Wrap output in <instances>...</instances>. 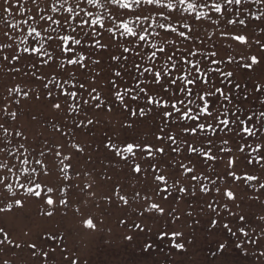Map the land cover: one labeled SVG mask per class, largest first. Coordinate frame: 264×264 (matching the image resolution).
Segmentation results:
<instances>
[{
    "label": "rangeland",
    "instance_id": "rangeland-1",
    "mask_svg": "<svg viewBox=\"0 0 264 264\" xmlns=\"http://www.w3.org/2000/svg\"><path fill=\"white\" fill-rule=\"evenodd\" d=\"M171 2L177 8L163 13L157 10L159 4L154 8L148 3L127 10L138 11L139 18L125 14V10L118 12L117 17L124 18L125 35L117 32L112 36L110 30L101 28L106 33L101 37L100 32L92 29L98 39L95 48L87 50L90 59L84 69L67 65L70 53L66 46L81 23L76 19L77 13L88 19L90 5L77 7L80 0H67L59 6L56 0H0V55L33 56L23 57L16 65L21 68L20 75L8 69L16 64L15 60L0 59V97L8 95V88H15V97L22 102L12 104L9 95L4 107L18 112L17 130H24L28 137L26 154L47 151V147L55 145L62 155L72 158L76 172L68 167L66 174L73 185H79L65 197L69 198V205H57L59 208L51 218L40 215L39 208L44 206L36 201H29L22 211L0 216V227L8 234L7 240L0 234V264H264V192L254 199L248 185L256 182L232 179L228 171L231 167L236 176L257 175L264 181V166L247 163L248 158L255 161L264 153V0H187L197 5L193 11H184L186 4L179 5L178 0ZM110 6L97 11L96 17L109 16ZM73 8L71 16L59 25L60 19ZM48 17L53 19L45 25ZM96 22L94 18L92 23ZM116 23H120L119 19ZM135 24L145 30L140 33L141 37L147 36L143 46L139 38L133 41L127 35ZM171 29V35H166ZM34 30L37 37L32 34ZM57 34L64 37L62 63L68 69L59 73L55 81L59 88L51 90L52 97H47L50 89L32 74L47 77L55 71V64L33 68L36 54L23 52L26 46L40 47L43 36L51 39ZM40 39V43L32 44ZM76 43L73 42L72 49H77ZM157 46L167 51L163 55L157 53L155 60L149 62L146 54H152L150 47ZM52 47L53 55L61 57L59 40ZM121 54L127 59H112ZM93 57L100 60L99 65L91 63ZM77 58L83 60L84 56L78 51ZM135 64L149 68L162 65L169 75L184 76L179 83L185 86L180 93L188 105L185 115L190 112L195 116L199 109L201 126L206 125L204 130H198V134L187 131L186 126L193 123L191 117L181 120L178 114L166 123L160 108L154 107L148 116L134 115L133 110L146 106L143 94L138 100L126 96V102L121 103L113 95L115 88L123 93L124 83L143 87L147 82L136 74ZM117 69L124 75L116 77ZM69 73L71 78L65 81L63 78L69 77ZM78 81L84 86V91L78 92L79 104L59 96L60 88L64 95L68 91L74 95ZM164 84L171 88L168 80ZM147 87L151 94L161 93L165 99L178 102L176 94L169 97L156 83H148ZM93 89L101 96L103 108L93 106ZM193 90L196 95L189 98ZM52 98L59 99V109L53 107ZM69 106L82 107L75 113L69 111ZM4 118L12 122L6 114ZM89 120L94 123L89 125ZM81 122L83 127H77ZM130 122L134 127H123ZM161 129L163 141L156 138ZM169 132L177 139L171 140ZM109 141L117 147L113 148ZM124 141L144 144V151L136 149L135 156L115 153L126 147ZM209 142V155L221 147L225 153L231 150V154H218L216 162H201L197 152L207 149ZM190 146L195 151L190 152ZM257 146L259 149L254 151ZM150 147L153 152L147 155ZM80 148L84 151L77 153ZM160 148L164 149L162 154L155 151ZM127 155V160L121 158ZM233 160L234 165L230 163ZM181 163L192 167L193 173L181 169ZM137 165L140 174L134 171ZM58 171L53 164L52 175L45 179L60 184ZM23 175L20 173L21 179ZM157 175L164 176L166 183L157 180ZM192 175L197 179L193 180ZM13 184L15 188V178ZM89 184L92 188L88 190ZM205 185L209 188L207 193L202 191ZM29 186L25 184V189ZM165 187L168 192L158 191ZM216 188L218 193L213 190ZM25 189H16L19 196H29ZM228 189L235 193V200L229 199ZM106 198L111 200L110 204ZM154 205L160 207L154 210ZM214 219L220 223H214ZM86 220L90 224L94 221L95 228H87ZM226 222L228 229L224 227ZM174 242L184 247H175ZM222 245L227 247L220 252Z\"/></svg>",
    "mask_w": 264,
    "mask_h": 264
},
{
    "label": "snow or ice",
    "instance_id": "snow-or-ice-1",
    "mask_svg": "<svg viewBox=\"0 0 264 264\" xmlns=\"http://www.w3.org/2000/svg\"><path fill=\"white\" fill-rule=\"evenodd\" d=\"M61 3H67V0H56L57 6H59ZM88 4L91 6L92 11L88 19H84L83 15L80 13H77L76 19L80 21V25L78 29H74L72 32L71 37L69 38V42L67 44V49L70 53L69 57L67 58V65H74L77 67H82L84 69L88 68L89 63V55L87 50L88 49H94L95 43L97 41V37L92 34V29H94L97 32H100V36L103 37L106 33L101 32V28L108 29L111 31V35L115 36L116 33H120L121 35H125V28L122 27L124 24V18L123 17H117V13L121 12V10H125V14L127 15H134L139 18L141 15L138 11L128 12V9L132 8H139L141 4L148 3L152 5L155 8V5H160L158 11L163 13L164 11L168 9L175 10L177 8V5L172 3L171 0L169 2L165 3L164 0H128V3L125 4L124 0H80V3L77 5V7L82 6L83 4ZM179 5H185L184 11H193L196 9L197 5L195 3H187V0H178ZM108 12L109 16H104V14H100V17H96V12L99 11L101 8L109 6ZM214 7V6H213ZM75 11V8L71 9L66 16L62 17L60 21L58 22L59 25H63L65 21L71 16L72 12ZM96 19L97 22L95 24L92 23L93 19ZM52 17H48L45 19V25H47L49 20H52ZM119 19L120 23L117 24L116 20ZM91 26V28H89ZM133 30L131 32H128L127 35L132 38L134 41L135 39L139 38L141 40V46H143L144 40L147 39V36L141 37L140 33L145 31L143 26H138L135 24L134 26H130ZM86 29H89L87 32ZM67 31V29H65ZM78 33V34H77ZM172 29L168 32H166V35H171ZM35 37L36 31L34 30L33 33ZM41 37V36H39ZM83 37V39H81ZM43 39L44 43L41 44L40 41ZM39 41L33 40L32 44L39 42L40 47H25L23 53H34L36 54V63L32 64L31 67L37 68L40 65H43L44 67H52L53 63L55 64V71H53L49 76H44L43 74H37L33 73V77L35 80L40 81L44 84L46 89H50L46 92L47 97H52V91L55 88H59V86L56 84V79L59 77V73L68 69L65 65V63H62V57L64 56L63 52V41L64 37L59 36H52L51 39H49L47 36H43ZM57 40H59V44L61 46V57H56L53 55V45L57 43ZM76 41V45L78 46L77 49H72L71 45L73 42ZM102 42V41H101ZM104 47H107L105 45ZM150 52L152 54L148 55L146 54V57L149 62H152L156 58V54L159 53L160 55H163L167 49L166 48H159L158 46L153 49L150 47ZM80 52L81 55L84 56L83 60H79L77 58V52ZM128 52H132V49H128ZM85 53L87 55H85ZM139 55V52L136 53ZM72 56H75L76 59H72ZM171 56V54H170ZM23 57L32 58L33 56L31 54L29 55H23ZM22 56H17L15 53L12 55H0V59L7 62L10 59L15 60L16 64H11L9 66V71L12 72L14 75H20L21 74V68L17 67L16 65L20 63ZM38 57H45L44 60H40ZM127 59V56L121 54V55H113L112 59L114 60H120V59ZM91 63L94 65H99L100 60L98 58H91ZM195 67V66H193ZM133 68L135 69L136 74L138 76H143L145 80L147 81L143 87H140L139 85H136V87H130L127 83H124L123 86V93L121 92L120 88H115L113 91V95L119 99L121 103H125V97L127 96L129 99L138 100L143 94L146 106L138 107L137 109L133 110V114H142V116H148L151 113V110L155 108H160L164 111V119L166 123H169V118H174L175 115H179L180 119H187L191 117V120L193 121L192 124H189L186 126V130L191 132L192 134H198V130H204L205 126H201V115L199 114V109H196L197 115L192 116L190 112L185 115L188 105L187 102L183 99V96L180 95L182 90L185 89V86L182 83H179V81H183L185 79L184 76L180 77H174L169 75L168 72H165L162 65H154V67L149 68L147 66L141 67L140 64L133 65ZM25 75H28L29 73L25 72ZM96 75H99V73H96ZM124 75V72L120 69H117L115 71V76L120 77ZM69 78H71V75L69 73V77L63 78L65 81H67ZM138 78V77H137ZM190 78V77H189ZM164 80L169 81V85L164 84ZM135 82V80L133 81ZM113 83V81H112ZM148 83H156L160 85L162 88L163 93H167L169 97H171L173 94H176L178 96V102H172L170 99H165L164 96L161 93H155L151 94L148 90L147 84ZM49 84L52 85V88H49ZM192 85H187V88H192ZM138 89V90H137ZM15 88H8L7 93L8 95H5L4 97H0V216H3L8 213L13 212H19L25 209L29 201H36L40 205H43V208H39L40 215L42 217L51 218L56 213L57 205L59 206H68L70 203L69 198L65 199V197H68L69 193L71 192L73 187L79 188V185H73L72 179L66 174L67 168L70 167L72 171L75 173L76 168L73 164L72 158L66 157L62 155L60 151L56 150L55 145L52 147H47V151L40 150L36 153H27L26 143L28 137L25 135L24 130H17L16 127V121L19 118L18 112H12L4 107V105L7 104L9 95L12 96V104L14 105H20L22 102L20 100H17L15 97ZM84 91V86L81 81L77 82V91H75V94H72V91H68L66 95L63 94L64 90L63 88H60V94L59 96L66 97L68 100L69 98L76 104H79L80 97H78V92ZM27 95V93H25ZM159 97L158 99H154L153 96ZM196 92L193 90L190 93L191 96H195ZM36 99H39L37 96ZM91 99L93 101V106H99L100 108H103L105 105L101 103V96L96 94V90H92ZM211 99V98H209ZM53 100V107L55 109H59L61 107L59 103V99H51ZM84 103H87V100L84 101ZM179 105V106H178ZM126 106V105H125ZM80 107L78 106L76 108H72L69 106V111L79 113ZM212 105L209 104V112L211 110ZM127 108V106H126ZM5 114L11 118V123L8 119H5ZM207 115V113H205ZM33 119H36L34 116ZM89 125L94 123V121L89 120L87 121ZM223 124V121L220 122ZM250 123V122H249ZM55 127V125H53ZM77 127L81 128L83 127V122L77 125ZM123 127L125 128H132L134 127L133 123H127L124 124ZM12 129L10 132L9 129ZM60 131V129H58ZM162 133V134H161ZM169 138L171 140H176L177 137H173L171 135V132L168 133ZM218 136V135H217ZM17 137L23 138L22 140H18ZM158 140L163 141L164 140V130L161 129L157 133ZM111 146L113 148H116L117 145L111 141H109ZM126 145L121 151H117L115 153H124L128 152L130 156L136 155V149H140L141 151H144L143 145L136 143V142H129L124 141L122 142ZM225 143V141H222V144ZM171 146V145H170ZM209 147L207 149H203L200 152H197V155L200 157L201 162H203L205 159L208 161H217L218 154L222 156L223 154H231V150H228L227 153L224 152V149L221 147L218 149V152H213L211 155H209V152H211V143L209 142ZM30 147V146H28ZM172 147V146H171ZM260 146H257L256 149H253L254 151H257ZM130 149V151H129ZM84 149L80 148L77 150V153L83 152ZM155 151H158L159 153H163L164 149H156ZM173 151H175V147H173ZM189 151L193 152L195 151V147L190 146ZM153 152V149L150 147L147 151V155H150ZM55 157L56 160H59L60 163L57 164L56 160H53L50 162V157ZM122 159L127 160L129 156H121ZM67 160V165L64 166V161ZM231 164L234 165V160L230 161ZM247 163L250 164H259L261 166H264V153L260 154V159L258 160H251L247 159ZM55 164L56 169H59L57 176V179L61 181L60 184L55 185L52 183H49L48 180H46V177H50L52 175V165ZM34 165V166H33ZM181 169H187V172L189 174L193 173V168L185 166L183 163L180 165ZM155 168V166H153ZM134 171L137 172V174H140L139 172V166H135ZM229 175L232 179H239L241 182L248 181V182H256L255 184L248 185L253 189V198L259 199V193L264 192V181H261L260 177L257 175H248L244 174L243 177L236 176L234 173L231 172V167L229 168ZM20 173H23V178L21 179ZM61 173H65V175L61 176ZM13 178L16 180V185L14 188L13 184ZM157 180L165 181V177L161 175L156 176ZM192 179H197V176L192 175ZM166 183V181H165ZM25 184L31 185L25 189ZM258 184V188L256 185ZM43 185V187H42ZM92 188V185H88V190ZM16 189H25L29 196L27 198L21 197L18 194V191ZM85 191V189H83ZM185 192H188V189H183ZM217 193L219 191L218 188L213 189ZM64 193V196L59 195L60 192ZM158 191L162 192H168V188L158 189ZM202 191L204 193H207L209 191V188L205 185L202 187ZM226 193H229V199L235 200V193H231V190H226ZM194 194V192H193ZM53 196L56 197V199H53ZM108 200V203H111V200L109 198H106ZM121 200L125 205H127V200L121 197ZM11 201V202H9ZM210 208H212V203L209 202L208 205ZM153 209H157L160 206L154 205L152 206ZM224 207H227V205H224ZM215 210V209H213ZM162 213V210H161ZM143 214V213H142ZM188 215H191V213H188ZM235 215V213H233ZM241 219H246L245 217H240ZM178 219V217H177ZM195 223H198V221H195ZM214 223L219 224V219H214ZM85 226L87 228H95V222L93 221L91 224L89 221L84 222ZM225 229L229 228L228 223L226 222L224 224ZM241 232H243L245 235L247 232L241 228ZM0 234H3V237L5 240L8 239V234L5 232L3 227H0ZM173 236H177V233H172ZM181 235V234H179ZM131 239V237H129ZM3 240H0V243H2ZM175 247L183 248V244H175ZM33 247H35L33 245ZM151 247V245H149ZM227 247L226 245H222L218 248V251L223 252L224 248ZM45 258H47V254H45Z\"/></svg>",
    "mask_w": 264,
    "mask_h": 264
}]
</instances>
